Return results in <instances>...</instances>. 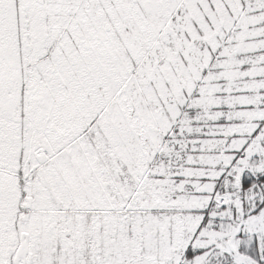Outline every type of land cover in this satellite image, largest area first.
Listing matches in <instances>:
<instances>
[{
    "label": "snow or ice",
    "instance_id": "snow-or-ice-1",
    "mask_svg": "<svg viewBox=\"0 0 264 264\" xmlns=\"http://www.w3.org/2000/svg\"><path fill=\"white\" fill-rule=\"evenodd\" d=\"M0 264H264V0H0Z\"/></svg>",
    "mask_w": 264,
    "mask_h": 264
}]
</instances>
